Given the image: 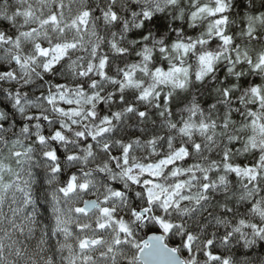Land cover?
Wrapping results in <instances>:
<instances>
[{"label":"clouds","instance_id":"obj_1","mask_svg":"<svg viewBox=\"0 0 264 264\" xmlns=\"http://www.w3.org/2000/svg\"><path fill=\"white\" fill-rule=\"evenodd\" d=\"M76 2L81 4L83 0ZM196 2L199 3V0ZM104 4L109 13L113 9H118L117 23L121 24L122 28L113 35L119 46L125 53L141 57L135 61L140 70L133 76V79L140 82L139 86L130 89L124 82L123 73L131 67L127 63L123 66L119 63L106 65L105 76L101 78H98V66L93 64L90 75L88 64L91 63L93 54L87 52L82 56L79 48L69 50L66 59L57 61L55 67L45 72L43 64L48 62V59L37 55L34 47L36 41L33 40V47L29 51L31 59L28 68L14 69L17 74L15 87L25 89L19 97L24 104L19 105L18 111L23 112L26 106L31 104L33 108L47 113L54 121H62L64 126L59 130L64 141L58 144L48 143L42 147V152L59 148L60 155L52 163H45L42 171L35 174L34 180L26 186L27 199L23 202L19 215L29 242L25 244L23 239L18 238L15 243H9V240L17 237L21 230V224L13 222L10 230L0 236V264H54L49 249L53 246L50 234H54L58 229L57 217L64 211L74 210L80 206L84 193L98 200H107V206L115 210L116 216L124 218V222L134 234L138 229L145 235L161 232L159 225L155 223L157 216L173 224L169 236L174 238V242L170 246L176 247L182 255L183 239L186 234L194 237L193 241L197 243L198 248L210 234L214 243L219 240L225 248L237 247L235 259L228 257L230 264H264V255L257 254L264 253V233L259 231L264 229V216L253 211L254 205L264 206V165H255L259 169L256 179L240 181L239 186L235 188L229 184L214 189L216 195L207 198L206 202L182 205L179 208L170 206L165 209L162 201L148 204L142 187L133 185L128 179L132 175L139 176L138 170L128 171L133 161L143 163L141 157H147L156 162V157L162 158L167 154V148L175 150L174 145L168 143L165 150L161 151L160 145L178 135L184 122L179 117L191 105L202 101L209 88L212 93L222 96L223 89L219 85L211 87L212 81L216 79V72H210L201 79L196 78L199 70L198 56L200 52L207 50V45H201L197 50L190 49V55L184 58V64L190 69L185 87L172 89L160 86L152 77L155 68H166L178 58L172 44L185 39L183 27L185 24L189 28L192 27L188 22L192 11L191 0H104ZM132 5L137 6L135 10ZM8 7V0H2L0 20L12 24L5 12ZM225 9V15L239 9L245 19L259 17L257 27L264 33V0H225ZM89 10L95 11L92 8ZM126 11L129 13L127 19ZM146 11L150 13L147 17L144 15ZM132 32L138 35L131 36ZM242 35L254 37L255 29L251 34L246 32ZM7 38L6 35L5 39ZM111 38L112 36H106V39ZM260 41L258 45L249 48L251 56L246 57L241 50L239 54L241 59L245 62L251 59L252 63H248L247 68L242 71H232L239 61L233 63L232 68L228 69L230 76L242 75L254 69L257 56L264 53V35L260 37ZM40 43L42 46H50L43 40ZM249 43L251 44V40ZM145 49L153 53V59L147 63L143 60ZM10 50L15 52L11 46ZM20 54L23 55V49ZM96 59L99 60L101 57L97 55ZM221 59L226 60L227 57ZM26 71L28 75H25ZM251 75L264 76V69L252 72ZM58 77L68 85L65 95L74 101L79 100L78 104L65 106L66 109L75 107L78 115L65 118L59 113L53 114V106L46 103L48 97L55 94L47 89V85H54ZM3 79L5 77L0 76V80ZM260 86L264 89V83ZM233 87L230 86L228 91L232 92ZM146 89H150V94L142 98ZM3 91L7 93L9 89L5 87ZM7 99L10 107L17 109V94L12 92ZM249 102L246 100L245 105ZM197 110H200L199 105ZM141 112L145 114L143 117L140 116ZM247 113L248 108L245 107L243 113L245 121H233L225 116L226 126L219 131H213V135L216 136L214 146L220 147L221 150L228 148V144H219V139L223 136L226 141H235L236 146L240 148V152L235 153L236 156L247 153L254 161L257 156H264V147L258 146L255 153L246 147L247 137L250 135L246 123ZM203 118L210 119L207 114ZM5 119L6 116L0 113V121ZM149 126L157 128L158 131L149 132ZM55 130L53 128V131ZM0 141H3V136H0ZM126 146L130 147V163L127 166L122 162ZM137 148L141 149L139 153L136 151ZM11 151L9 149L10 161L15 160ZM191 155L199 157L200 154L193 152ZM229 155H233V152L230 151ZM54 169L59 170L53 171ZM73 176L76 177V189L67 194L62 192L61 189L66 187L67 180ZM142 180L143 177L139 181L141 184ZM82 183H87L88 188L80 190L79 185ZM117 185L119 187H116ZM115 192H120L121 195L114 198ZM145 207L149 209L145 214L147 223L141 227V221L132 216V212L135 209L143 211ZM186 208H190L191 212H186ZM54 246L58 248L62 245L57 240ZM254 249L257 251H253ZM125 260H131V257L117 255L114 264H122ZM200 264L208 262L205 260Z\"/></svg>","mask_w":264,"mask_h":264},{"label":"trees","instance_id":"obj_2","mask_svg":"<svg viewBox=\"0 0 264 264\" xmlns=\"http://www.w3.org/2000/svg\"><path fill=\"white\" fill-rule=\"evenodd\" d=\"M200 2L218 3V0H199V3ZM0 3H2V0H0ZM191 3L192 11L188 17V22L191 23L192 27L189 28L187 24H185L183 26L185 29V39L175 41L172 44V48L176 43L186 45L185 52L183 54H178L177 51L173 50L178 58L166 68H155V70L152 72V77L156 84L160 86H167L172 89L185 87L188 76L182 84L172 85L164 81L161 77H155L156 69L166 71L177 65L186 66L183 61L185 57L190 55L189 50H197L201 45H207V50L200 52L198 58L205 53L218 54L220 58L203 76L210 72H216V79L212 81L211 87L219 85L223 89V93L222 96H217L215 93H212L211 88H209L207 90L206 97L202 101H198L197 104L191 105L190 108L186 109L185 113L179 117L183 119L184 122L182 126H180L178 135L173 137L172 140H168L166 143H162L160 145L161 151H164L167 144L170 143L174 145L175 150L178 148H184L186 152V155L165 167L159 177L160 180L168 184H173L182 179H192L195 190L198 191V194L192 199L180 201L175 206L170 205L171 207L176 208H179L182 205H198L202 201L206 202L207 198L210 196L214 197L216 195L214 189H219L229 184L235 188L239 186L240 181L253 180L251 178L253 176H255L256 179L259 169L255 165L264 164V161H261L260 159L261 156H257L254 161L250 156H248L247 153H242L241 155L236 156L235 153L240 152V148L236 146L235 141H226L223 136L220 137L219 144H228V148L221 150L220 147L214 146L216 136L213 135L214 130L219 131L222 127L226 126L227 121L224 119L225 116L233 121H245V115L243 113L245 107H247L248 113L246 123L250 135L247 137L246 147L253 153L257 152L258 146L264 147V132L260 134L261 137H259V139L253 140L256 129L264 127V89H262L260 86L261 83H264V76L251 75L252 72L259 71V69L255 68L250 69L248 73L238 76H230L228 74V69L232 68V64L236 63L237 61L239 62L236 64L235 68H232V71H242L243 69L247 68L249 61L245 62L243 59H241L239 55L241 50H243L244 53H247V55L251 56L249 48L261 43L260 37L264 35V33H262L257 27L259 17H250L245 19L243 18L244 14L240 12L239 9L231 12L230 15H225V0H220L218 3L220 5V9L217 12L207 13L200 17L193 18L192 13L197 7L196 5L198 3L196 0H191ZM8 5L9 7L5 9V12L8 14V19L12 20L11 10L13 6L17 5V1L8 0ZM70 5L73 6V9L78 8L79 10L73 11V9H70ZM136 7V5H132L133 10H135ZM90 8L95 9V11H90ZM22 9L32 12L33 16L35 15L36 18H48L50 15L59 16L63 10L67 9L73 11L69 13V15L72 14L73 16H75L74 14H79L83 9L87 10L90 14V18L95 29V36L91 39L90 44V52L93 54L91 62L93 63V58H96V56L99 55L101 59L105 60V69L106 65L109 64L114 65L119 63L121 66H123L127 63L131 65V67L125 72L130 74L132 83L136 82L137 87L139 86L140 82L133 79V76L135 72L140 70L135 65V61H138L141 57L125 53L124 49L119 46V43L113 35L114 33H118L122 28V25L117 23L118 9H113L109 13L105 9L104 0H98V3L97 0H83L81 4H77L76 0H28L25 1V5L22 7ZM113 15L115 16V19H113ZM128 15L129 13L126 11V19ZM218 16L223 17L222 36H227L229 38L230 42L228 43L225 42L220 33H212L209 36H206L205 34L208 24ZM16 24V21L12 24H8L5 21L0 20V29H4L2 31L6 32L12 31L17 28ZM250 26L255 29V36L245 37L242 35V33L249 32ZM161 27H163V25H161ZM77 33H79V36L82 35V33L79 31H77ZM63 34L67 36L68 33L64 31ZM130 35L136 36L138 33L132 32ZM106 36H112V38L109 40L106 39ZM250 40L251 44L249 43ZM201 41L205 42L201 43ZM109 49L111 51H109ZM224 56L227 57L226 60L221 59ZM151 59H153V53L145 49L143 52V60L147 63ZM157 59H159V57H157ZM190 62L191 61H189V63ZM146 70L147 68L145 67L144 71ZM109 71H111V68H109ZM203 76H201L199 79H201ZM130 84L131 83L127 85L128 88L134 89V87L130 86ZM230 86H234L232 92L228 91ZM254 87L259 90L257 95H253L250 91ZM146 90L148 91L150 89ZM224 90H227L228 95H224ZM2 94H4V92L3 90H0V105L2 106L3 110H5V113L10 119L13 128H16L15 126H17V124L20 125L21 123L26 122V120L28 121L26 118H21L18 115L19 112L10 107L9 101L4 100ZM246 100L250 101L247 105H245ZM198 105L200 108L199 111L197 110ZM213 109H215L214 112ZM205 114H207L210 119L203 118ZM144 115L140 116L143 117ZM38 118L40 119V116ZM217 118H219V123H217ZM202 125H204V127H202ZM157 131V128L149 126V132L156 133ZM147 134L148 133H145V135ZM59 138L64 137L61 136L58 137V139H54L57 140V142L62 141ZM184 141H195V143L186 144ZM35 145L36 143H33L34 148ZM139 149L140 148L136 149L137 153L140 152ZM175 150L167 148V154L163 157ZM230 151L233 152V155H229ZM193 152L199 153V157L191 155ZM37 157L38 155L36 153H32L30 159L26 161L28 165L27 172L30 178L28 184L34 180L35 174L41 172L43 169L44 164L38 160ZM160 158L161 157H156L155 160L157 161ZM141 159L144 161L143 163L153 162L152 160L147 159V157H141ZM246 159L248 162H245ZM123 163L126 165L130 163V161ZM225 165H228V167H225ZM234 168L240 169V174L232 171ZM175 170H185L186 172L177 173ZM244 170H248V175L243 174ZM165 176H167V179H165ZM221 177L224 178L223 181L220 179ZM133 185L139 187L137 184ZM204 185H208L207 189L204 187ZM116 187L119 186L117 185ZM188 193H193V191ZM13 204L10 203V205H8L5 214L0 212V236H3L5 232L10 230V225H12L13 222L15 224H21V230L17 234V237L9 240V243H15L19 238L23 239V242L27 244L29 241L19 215V207H21L20 203L18 202ZM170 206H168V208H170ZM24 207H26V205H24ZM74 210H76V208H74ZM185 211L190 213L191 209L186 208ZM24 214L27 215V212ZM58 217L60 218V223H57L58 229L54 234H50L52 236L53 246H50L49 254L54 264H57V262L58 264H95L94 260H96V257H99L100 254L96 252H88L86 249H82L81 241L79 240L78 235V228H76V226L72 223L69 210L64 211ZM146 223V219L142 220L141 227H143V225ZM169 233L170 231L164 232L167 241L169 243H173L174 238H171ZM136 235V242L138 244L144 233L138 229ZM217 235L219 236L220 234L217 233ZM57 240L60 241L62 245L58 248L54 246ZM208 241H213L210 234L209 238L206 239L203 244H200L198 248L197 243L194 241L189 242L185 235L183 239L184 254L182 256L186 261V264H189V261L191 264H200V262L205 260L208 262V264H213V261L210 259V253L221 257V260L216 261L215 264H222V260L228 259L230 256L235 259L238 251L237 247H233L231 249L225 248L219 240L214 243L213 247L209 245ZM253 251L257 250L254 249ZM257 254L264 255V253L261 252H257ZM185 256L187 259H185ZM131 264L138 263L132 261Z\"/></svg>","mask_w":264,"mask_h":264},{"label":"rangeland","instance_id":"obj_3","mask_svg":"<svg viewBox=\"0 0 264 264\" xmlns=\"http://www.w3.org/2000/svg\"><path fill=\"white\" fill-rule=\"evenodd\" d=\"M16 1L17 5L13 6L11 10V21H16L19 31H17V28L8 32L0 30V35H2L6 41L0 43V45H3V47H0V57L4 58L0 59V63H3L4 67L7 68L9 72L13 73V76L11 77L3 76L5 79L0 80V90H3L5 87L9 89V93H5L3 91L4 94H2L4 100L6 101H8L7 97H9L12 92L17 94L19 103L17 109L15 110L18 111L19 105L24 104V101L20 100L19 97L20 93L24 92L25 89L15 87L14 82L17 78V74L14 69L20 68L21 63L24 62L29 65L31 59L29 51L33 47V40L36 41L34 47L39 44L42 48L49 49V54L43 57L48 59V61H52L53 67H55L57 61L53 59L54 53L51 50L55 48L57 44H75L74 48H69L66 50L64 56L61 59L67 57L69 50H74L77 48L81 50V55L83 56L84 53L91 51L90 44L91 39L95 36V29L93 27L90 14L85 9L81 10V12L77 15L74 14L75 16L72 14L69 15V13L73 12L70 10L73 9V6L70 5L71 8L69 10H63L59 16L50 15L48 18H36L35 15L33 16L32 12L22 9V7L25 5V1L28 0ZM196 6L197 7L193 10V13H197L196 17H200L207 13H215L220 9V5L218 3L200 2ZM199 9L207 10L199 11ZM84 12H87L88 15L84 18L86 23L81 24L79 21ZM52 17H55V21L51 19ZM73 21L76 22L75 25H73ZM64 31L68 33L67 36L63 34ZM77 31L81 32L83 36H79ZM222 31L223 17L218 16L208 24L205 34L206 36H209L212 33H220L222 36ZM6 35L8 37L7 39H5ZM223 37L225 36H222V38ZM22 40L23 43H21ZM42 40L46 45L50 44V46H42L40 43ZM175 45L182 44L176 43ZM10 46L11 48L15 49L14 53L10 50ZM21 49H23V55L20 54ZM173 50L177 51L178 54H183L186 50V47H173ZM13 55L19 56L21 63L11 59ZM37 55L40 56L38 53ZM202 57L204 58L203 62L201 60ZM219 58L220 56L218 54L213 53H205L201 55L198 58L199 70L197 71L196 76L199 74L201 77L207 73L209 71V65L211 69L214 63L219 60ZM93 59V63L91 62V64H88L89 69H92V65L96 64L99 68L98 78L104 77L105 60H97L96 58ZM101 61L104 62L103 67L100 66ZM173 68L180 69V71L173 72ZM161 72L166 74L170 73V75H155V77H161L164 81L172 85H177L182 84L186 80L189 74V68L187 66L177 65ZM89 74L91 75V70L89 71ZM124 82L129 85L125 77ZM130 86L136 88L137 83H131ZM85 87H87V85H85ZM67 88L68 85L62 82L61 77L57 78L54 85H47V89L55 94L49 96L46 103L50 106H53V114L59 113L65 118L78 115L75 107H67L66 109L65 106L79 103L78 99L74 101L71 97L65 95V89ZM148 92L150 93V90H148ZM49 98L51 99V102H49ZM18 112V115L21 118H26L28 121L26 120V122H23L20 125L17 124V126H15L16 128H13L10 119L5 113V110H3L2 106L0 105V113H3L6 116L5 120L0 121V136H3V141H0V212H3V214L6 213L10 203L13 204L19 202L20 206H22L23 202L27 199L26 186L28 185L30 178L27 172L28 165L26 161L30 159L32 153H36L38 155V160H40L43 164L52 163L56 159H49L44 155V153H54L56 149L42 152V147L48 143L58 144L64 141V138H59L62 140L59 142L55 140L58 139L56 136L57 132L59 133V137L63 136L59 130L64 126L62 121H54L47 113H42L39 109L33 108L31 104L27 105L23 112ZM39 116L40 119L38 118ZM53 128L56 130L53 131ZM263 132L264 127L257 128L255 135L253 136V140L259 139V137H261L260 134ZM50 136L51 140H49ZM33 143H36L35 148L33 147ZM9 149L12 150L11 155L15 157V160H9ZM126 149L127 151L124 150L123 152V162L130 161V147H126ZM139 150L141 151V149ZM185 153L186 152L184 148H178L167 156L158 159L156 162H133L131 163V167L128 169V171L131 172L133 170H138L139 176H129L135 177V182H133V180L129 177L128 179L131 181V183L137 184L139 187L143 188L146 201H148L149 190L159 191L160 188L165 189L166 192L161 193L160 199L156 200L162 201L163 207L165 199H168L169 206H175L180 201L190 200L198 194V191L195 190L192 179H182L173 184H168L159 178L168 164L180 159L185 155ZM13 165L15 166L14 168ZM127 165H129V163L126 164V166ZM175 172L183 173L186 171L175 170ZM141 177H143L142 184L139 182ZM84 184L87 186L85 188H80V190L88 188V184ZM177 185L180 187H177ZM191 191H193V193H188ZM88 197L95 198L94 196H88L87 193H84L81 197V204L82 201ZM115 197L117 196H114V198ZM98 201L100 202V207L91 211L84 210V212H77L76 210H69L70 219L76 228H78L79 240L81 242H85V246H83L82 249H86L88 252H96L100 254V256L96 257V260H94L95 264H101V262H103V264H114L117 255L131 257V260H125L122 262V264H131L132 261L138 263L135 259L136 249L139 244L136 242V233L134 234L131 231L128 233L121 232L119 230V221H124V218L116 216L115 210L107 206V200L101 199ZM81 204L75 208H81ZM101 208L110 209V214L104 215L100 211ZM147 211L149 212L148 208ZM100 224H103L104 227H100ZM93 241H95V243Z\"/></svg>","mask_w":264,"mask_h":264},{"label":"snow or ice","instance_id":"obj_4","mask_svg":"<svg viewBox=\"0 0 264 264\" xmlns=\"http://www.w3.org/2000/svg\"><path fill=\"white\" fill-rule=\"evenodd\" d=\"M220 2V0H218V3ZM207 9H199V11H205ZM210 11V10H208ZM88 13L87 12H84L80 18V23L81 24H84L86 23V20L84 19L85 17H87ZM144 15L147 17L150 15L149 12H145ZM197 15V13H192V16L193 18H195ZM53 21H55V17H52L51 18ZM113 19H115V16L113 15ZM75 21H73V25H75ZM253 31V28L250 26L249 27V34H251V32ZM223 39L225 40L226 43L230 42L229 38L227 36L223 37ZM3 42H6L4 40V37L2 35H0V43H3ZM205 41H201V43H204ZM18 46V44H17ZM36 50H37V53L40 55V56H47L49 54V49H45V48H42L39 44H37L36 46ZM75 47V44H57L55 46V48H53L51 51L54 53V56H53V59L55 61H61L62 57L64 56L65 52L67 49L69 48H74ZM173 47H186L184 45H173ZM161 51H164V49H161ZM245 56L247 57V53H245ZM11 59H14L16 60L18 63H21L20 61V58L19 56H16V55H13L11 57ZM202 62L204 60V58L202 57L201 58ZM249 63L251 64L252 61L251 59H249ZM103 64L104 62L101 61V67H103ZM21 67L27 69L28 68V64L26 62L24 63H21ZM53 68V64H52V61H48L46 63L43 64V69L45 70V72H47L48 70L52 69ZM254 68L255 69H264V53H261L257 56V59H256V62L254 64ZM91 70V68L89 69ZM209 70H210V65H209ZM173 72H178L180 71V69H177V68H173L172 69ZM186 71V70H185ZM29 73L26 71L25 72V75H28ZM103 74V73H101ZM81 75H83V73H81ZM156 76H161V75H170V73L166 74V73H162L160 69H156V73H155ZM0 76H13V73L9 72L7 70V68L4 67L3 63H0ZM124 77L125 79L128 81V83H132L131 79L129 78L130 77V74L125 72L124 73ZM197 78L199 79L200 76L198 74ZM124 85L122 84L121 87H123ZM251 93L253 95H257L259 90L257 88H252L251 90ZM150 93L145 90V92L142 94V98H146ZM224 95H228V92L227 90H224ZM17 104L19 103V100L17 99ZM49 102H51V99L49 98ZM70 103V101H69ZM91 115V113H90ZM140 115H144L143 113H140ZM202 127H204V125H202ZM56 136L59 137V133L57 132L56 133ZM55 143V142H54ZM125 151H127V149H125ZM183 151V150H181ZM44 155L46 157H48L49 159H56L57 156L60 155V152H59V148H56V151L54 153L52 152H46L44 153ZM186 155V153H185ZM261 161H264V156H261L260 157ZM261 165H264V164H261ZM225 167H228V165H225ZM59 169H54L53 171H58ZM232 171L236 172L237 174H240L241 170L238 169V168H234L232 169ZM244 175H248V170H244ZM130 179L133 180V182H135V177H129ZM252 179H255V176L251 177ZM222 181H223V177L220 178ZM147 182V181H146ZM87 185L82 183L79 185L80 188H85ZM77 187V184H76V177L73 176L71 178H69L67 180V185L66 187L62 188L61 191L62 192H65L66 194L67 193H70L72 192L75 188ZM177 187H180L179 185H177ZM204 187L207 189L208 185H204ZM166 190L163 189V188H160L159 191H154V190H149L148 191V203H152L153 201H156V200H159L160 199V196H161V193H165ZM114 196H117L119 197L121 195L120 192H115L113 193ZM168 199H165L164 201V208L167 209L168 208ZM77 212H84V209L82 208H77L76 209ZM100 211L104 214V215H109L110 214V209L108 208H101ZM253 211L256 212L257 214L261 215V216H264V206L262 205H254L253 206ZM147 212V208H145L143 211H140L139 209H135L133 212H132V216L134 217H137L138 220L142 221L145 219V214ZM57 223H60V218L57 217ZM156 224L159 225V230H162L164 232H169L173 227L174 225L169 223V222H165L164 220L160 219L159 216L156 217V221H155ZM241 224H243V221H241ZM100 227H104L103 224H100ZM253 227H255V225H253ZM119 230L121 232H124V233H128L130 231L128 225L124 222V221H119ZM261 233H264V229H261L259 230ZM186 238L189 242L193 241L194 240V237L191 235V234H186ZM224 240L225 242L227 241V236L224 237ZM95 243V241H93ZM209 245L210 246H213L214 247V242L213 241H208ZM81 246H85V242H81ZM210 255V259L213 261V264H215L216 261H220L221 260V257L218 256V255H215V254H209ZM222 264H230V261L229 259H223L222 260Z\"/></svg>","mask_w":264,"mask_h":264},{"label":"water","instance_id":"obj_5","mask_svg":"<svg viewBox=\"0 0 264 264\" xmlns=\"http://www.w3.org/2000/svg\"><path fill=\"white\" fill-rule=\"evenodd\" d=\"M99 207L100 202L93 197L85 198L81 204L85 211ZM170 245L163 231L144 234L136 249L135 259L140 264H186L178 249Z\"/></svg>","mask_w":264,"mask_h":264}]
</instances>
